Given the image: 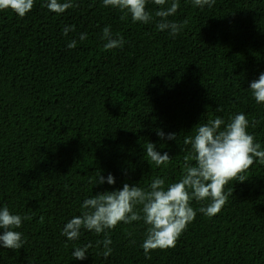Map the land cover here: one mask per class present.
<instances>
[{
    "label": "trees",
    "instance_id": "trees-1",
    "mask_svg": "<svg viewBox=\"0 0 264 264\" xmlns=\"http://www.w3.org/2000/svg\"><path fill=\"white\" fill-rule=\"evenodd\" d=\"M47 2L34 0L22 18L0 10V208L31 217L14 229L26 238L23 248L0 247V264H264L258 160L241 174L244 182L225 185L233 194L215 216L199 212L210 199H193L196 217L175 247L152 250L150 258L141 247L143 220L109 230L107 260L99 254L103 245L96 246L103 234L82 230L76 241L62 235L97 193L125 183L150 190L158 177L165 188L178 182L191 151L185 137L209 119L227 123L244 113L264 150V104L249 90L264 73V0H216L211 8L179 0L168 19L187 24L176 36L156 27L155 12L172 0L164 6L146 0L154 17L148 24L130 14L122 19L125 12L103 0H72L63 14L49 11ZM109 25L114 37L123 36V48L105 50L102 30ZM74 39L77 46L68 48ZM169 133L176 140H167ZM148 142L171 161L157 167L146 155ZM100 173L115 184L96 185ZM88 243L87 259L76 260L74 249Z\"/></svg>",
    "mask_w": 264,
    "mask_h": 264
},
{
    "label": "clouds",
    "instance_id": "clouds-1",
    "mask_svg": "<svg viewBox=\"0 0 264 264\" xmlns=\"http://www.w3.org/2000/svg\"><path fill=\"white\" fill-rule=\"evenodd\" d=\"M192 2L200 8H211L216 0ZM154 3L164 6L166 0H154ZM103 4L105 7L111 6L125 12L122 19L128 14L133 22L148 24L154 19L152 12L146 10V0H103ZM33 6L34 0H0V10L10 9L21 18L29 13ZM44 6L51 12L63 14L74 5L72 0H48ZM179 7V0H172L170 6L161 7L155 12V17L159 18L156 27L160 31L168 30L172 36H176L186 26L187 20L177 23L168 19L176 14ZM70 31L72 29L68 26L63 29L65 36ZM102 31V39L106 41L105 50L123 48V36L116 34L114 37L110 25ZM79 39L86 40L87 34L81 33ZM67 46L74 49L77 46L76 40L70 41ZM249 90L257 103L264 104V73L260 74L258 80L251 82ZM217 111L222 109L217 108ZM256 124L253 120L251 127H256ZM248 127L249 121L244 113L236 114L227 123L216 117L204 124H198L195 127V136L185 137L184 143L191 145V151L184 157L183 175L178 182L165 188L164 179L158 177L151 182L150 190L125 183L122 190L97 193L83 202L81 215L73 217L65 224L62 235L68 241H76L80 239L82 230L94 232L96 235L103 234L104 238L98 240L96 246L103 245V251L99 254L107 260L113 252L109 230L121 222L132 224L143 220L148 227L141 247L147 258H150L149 253L152 250L175 247L178 238L196 217L197 212L190 203L193 199L197 202L210 199L211 203L199 208V212L209 217L215 216L233 194L232 189L225 192V185L236 178L244 182L241 174L246 172L254 161L258 160L264 164V150H261L260 143L255 142V137L248 133ZM156 134L161 140L165 139L163 130L157 129ZM176 137L175 133H169L166 139L176 140ZM146 155L157 167L167 165L171 161L168 153L161 154L152 142L146 144ZM193 160L195 164L190 163ZM104 183L114 185L115 178L109 174L105 180L100 173L95 184ZM25 219L30 220L31 217L13 214L7 205L0 208V229H3L0 247L12 250L23 248L26 238L22 232L14 229L21 228ZM91 247V243L76 247L72 255L76 260H85Z\"/></svg>",
    "mask_w": 264,
    "mask_h": 264
}]
</instances>
